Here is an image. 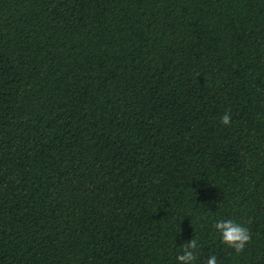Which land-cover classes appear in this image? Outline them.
Listing matches in <instances>:
<instances>
[{"label": "trees", "instance_id": "1", "mask_svg": "<svg viewBox=\"0 0 264 264\" xmlns=\"http://www.w3.org/2000/svg\"><path fill=\"white\" fill-rule=\"evenodd\" d=\"M191 239L264 264V0H0V264H181Z\"/></svg>", "mask_w": 264, "mask_h": 264}, {"label": "clouds", "instance_id": "2", "mask_svg": "<svg viewBox=\"0 0 264 264\" xmlns=\"http://www.w3.org/2000/svg\"><path fill=\"white\" fill-rule=\"evenodd\" d=\"M231 116L225 114L221 117V122L224 125H229ZM222 238V242L230 248L235 249L236 252H241L246 244L251 240V233L249 229L242 224L236 223L233 220H218L213 225ZM198 248V243L195 239H191L184 245L183 254L177 256V260L181 264H193L196 260L195 249ZM207 264H217V257L212 255L208 258Z\"/></svg>", "mask_w": 264, "mask_h": 264}]
</instances>
